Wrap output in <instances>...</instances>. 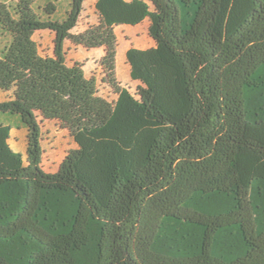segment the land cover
Masks as SVG:
<instances>
[{
    "label": "trees",
    "instance_id": "1",
    "mask_svg": "<svg viewBox=\"0 0 264 264\" xmlns=\"http://www.w3.org/2000/svg\"><path fill=\"white\" fill-rule=\"evenodd\" d=\"M84 3L0 0V113L25 132L0 122V264H264V0H95L74 32ZM144 21L131 91L114 28ZM92 49L99 80L67 60ZM44 123L75 145L54 172Z\"/></svg>",
    "mask_w": 264,
    "mask_h": 264
},
{
    "label": "rangeland",
    "instance_id": "2",
    "mask_svg": "<svg viewBox=\"0 0 264 264\" xmlns=\"http://www.w3.org/2000/svg\"><path fill=\"white\" fill-rule=\"evenodd\" d=\"M65 0H55L63 4ZM95 0H85L84 11L81 12L79 20L74 32L84 29L87 25L96 21L97 15L94 12L93 3ZM62 6L59 5V13H62ZM117 40L114 78L120 86H127L134 91L139 82L130 78L128 63L126 61V50L133 46L139 48L149 47L153 44L147 34V22L144 21L138 26L122 25L114 28ZM39 50L43 54H49L51 50V37L47 32H38L35 35ZM101 49L92 50H76L69 52L68 61H77L83 65L86 75H93L97 80L101 77V66L99 59L101 57ZM99 93L108 100L114 99V94L107 84L100 83L98 86ZM13 115L0 113V122L7 123L12 126L14 138L11 144L16 151H23L24 128L21 127ZM42 167L47 172H54L62 156L69 148H73L74 142L69 136L67 130L60 129L55 124L44 123L42 125Z\"/></svg>",
    "mask_w": 264,
    "mask_h": 264
}]
</instances>
